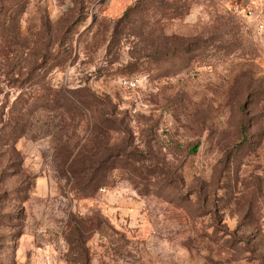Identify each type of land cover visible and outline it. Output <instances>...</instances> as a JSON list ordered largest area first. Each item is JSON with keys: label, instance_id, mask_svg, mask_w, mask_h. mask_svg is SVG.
Wrapping results in <instances>:
<instances>
[{"label": "rangeland", "instance_id": "rangeland-1", "mask_svg": "<svg viewBox=\"0 0 264 264\" xmlns=\"http://www.w3.org/2000/svg\"><path fill=\"white\" fill-rule=\"evenodd\" d=\"M136 1L0 0V264H264V0Z\"/></svg>", "mask_w": 264, "mask_h": 264}, {"label": "trees", "instance_id": "trees-1", "mask_svg": "<svg viewBox=\"0 0 264 264\" xmlns=\"http://www.w3.org/2000/svg\"><path fill=\"white\" fill-rule=\"evenodd\" d=\"M145 3L146 2L144 0H137L133 5H131L130 7L127 8V10L124 13V17L131 16V13H132V15H134L139 10V6L141 7V9L139 11H143L144 10V4ZM123 18H121V21L123 20ZM78 102H80L79 103L80 105L83 104L81 100H77L76 103L78 104ZM103 117H104V114H100L99 112H95V114H94V120H95V122L93 124H94L95 128H97L100 132H102L104 134L105 131H107L105 123H108V121H110V119L107 118V117H104V118ZM92 149L93 148H91V150H88L89 153H90V155L92 157L94 156V152H95L96 155H99V156L100 155H104L105 152H106V148H103V147H101V148H99L97 150H92ZM195 149H197V146H195ZM82 152L84 153L85 156H88V157L90 156L89 153L87 152V150L86 151L83 150ZM83 153L80 156H84ZM101 157H100V159L97 160V164L98 165L96 167H94V166H88V169L90 167L92 169V167H93V170H99V169H102L103 170V167L101 166V162H102L101 161ZM93 158H95V157H93ZM91 160L93 161L92 158H90V161ZM73 164H74L75 167L77 166V163L74 162ZM82 165L85 166L86 164H84V162H83ZM101 181H102V178H99L97 180L98 183L101 182Z\"/></svg>", "mask_w": 264, "mask_h": 264}, {"label": "built area", "instance_id": "built-area-1", "mask_svg": "<svg viewBox=\"0 0 264 264\" xmlns=\"http://www.w3.org/2000/svg\"><path fill=\"white\" fill-rule=\"evenodd\" d=\"M249 13H250V14H252V13H253V11H252V10H249ZM259 25H260V28H263V27H264V24H263V23H260ZM126 82H127V83H132V84H135V82H133V81H129V82H128V81H126Z\"/></svg>", "mask_w": 264, "mask_h": 264}]
</instances>
